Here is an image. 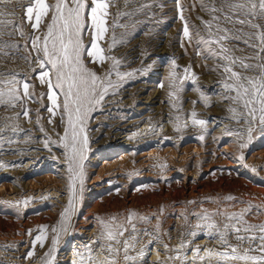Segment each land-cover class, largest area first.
I'll list each match as a JSON object with an SVG mask.
<instances>
[{
  "label": "rangeland",
  "instance_id": "1",
  "mask_svg": "<svg viewBox=\"0 0 264 264\" xmlns=\"http://www.w3.org/2000/svg\"><path fill=\"white\" fill-rule=\"evenodd\" d=\"M27 3L0 6V12H14L7 19L24 23L26 33L10 37L6 33L12 27L0 25L5 33L0 71L19 74L15 79L26 74L39 100L26 102L28 117L20 114V106H0V264H217L215 257L200 256L207 257L208 249L229 250L225 239L242 244L238 251L255 247L238 241L232 226L264 225V133L254 129L249 139L241 104L227 98L236 93L224 86L233 83L224 66L257 75L239 65L264 62L260 10L240 14L250 22L241 25L223 18L231 12L236 20V9L225 5L213 11L223 0L110 3L109 33L101 45L119 63L107 59L98 65L88 57L84 62L101 77L111 70L114 87L88 112L83 133L88 144H77L70 171L67 117L62 121L61 110L52 109L49 89L37 78L39 67L29 55L33 50L25 47L30 36L46 33L49 20L34 31L22 21ZM185 26L191 39L183 33ZM220 36L227 39L217 42ZM113 37L115 46L108 52ZM8 87L0 83V90ZM192 112L206 123L193 125ZM122 229L127 231L116 235ZM125 240L134 259H125ZM225 264L245 262L226 258Z\"/></svg>",
  "mask_w": 264,
  "mask_h": 264
},
{
  "label": "snow or ice",
  "instance_id": "2",
  "mask_svg": "<svg viewBox=\"0 0 264 264\" xmlns=\"http://www.w3.org/2000/svg\"><path fill=\"white\" fill-rule=\"evenodd\" d=\"M16 2L17 0H0V6L7 7V5ZM114 2L115 0H28V3L24 5L22 21L31 24L34 31L40 29L43 20H49V23L45 25L46 33L42 36H30L29 43L25 47H31L33 50L29 55L34 57L39 67V71L36 73L37 78L41 84L46 85L49 89L50 95H48V99L51 101L52 109L61 110L62 121L65 119V115L67 117L68 131L65 133L66 143L64 147L71 149L67 157L70 171L77 151V144H88L87 135H83L84 122L89 119L88 112L92 111L96 105L105 99V96L108 94V88L114 87L110 79L112 75L111 70L107 71L101 77L95 71L88 69L84 62L85 57H88L91 63L98 65H103L107 59H113L114 65L119 63L114 57L106 56V49L101 45V41L109 33L110 25L108 18L111 15L109 12V4ZM225 5L229 9L237 10L238 18L236 20L232 19L231 12L223 17L228 22L239 23L241 25L249 24L250 22L248 20L240 19L239 15H257V8L260 10L258 15L264 19V0H258V3L256 0H247V4H234L231 0H223L221 8L214 7L213 11H221ZM10 15H14V12H0V17H5L4 19H0V25H10L13 29L12 32L6 34L10 37L14 35L25 36L26 33L22 30L24 23L7 19ZM181 19H183V16H181ZM214 19L218 18L214 17ZM115 26V24L111 25V27ZM250 26L254 29L261 27L259 24H251ZM218 31L226 32L228 29H218ZM183 33L191 39L187 26L183 29ZM4 35L5 33H0V43H3ZM88 35L91 38L89 43L85 45L84 39ZM224 39H227V37L220 36L217 42H221ZM260 40L264 44V32H261ZM243 43L248 44V41L244 40ZM114 46L115 39L113 37L112 45L107 51L111 52ZM249 46L254 47V45ZM16 47H19V45H16ZM260 51L264 52V47H261ZM4 55H7V53H4ZM24 59H29V57L25 56ZM239 66L245 70H257V75H244L240 72L233 71L231 66L225 65L224 71L229 74V79L233 83L225 84L224 86L229 91L234 90L236 93V95L227 98L241 104L243 108L241 120L248 125L246 131L250 139L254 129L258 128L261 133H264V62L256 65L241 62ZM116 74L122 75L118 72ZM5 75L13 76V79L7 81L0 79V83H6L9 86L7 91L0 90V106H20L22 110L20 114L28 117L29 110L26 107V102L29 100L39 102L36 93L30 91V89L35 88V85L31 83L26 74H24L22 79H15V76L19 74L0 71V77ZM123 75L131 74L125 73ZM52 109L49 110L51 111ZM190 115L193 125H204L206 123L202 119H197L196 112H192ZM185 126L187 125L185 124ZM200 139H203V137H200ZM245 146L246 144H241V148ZM240 159H244L243 155ZM79 178L82 184V172ZM201 218L207 219L206 216ZM234 218L238 221L242 216L229 217V219ZM206 227L212 226L207 225ZM254 230H258L260 235H240L242 231L253 232ZM124 231H127V229L120 230L116 235L122 236ZM135 231V226H133L132 232L135 233ZM190 234L196 235L197 233L193 232ZM232 234L236 236L238 241L254 243L255 247L238 251V249L243 247L242 244L233 246L228 244L225 239V245L229 250L213 252L208 249L206 250L207 257L200 256V259L204 260L207 258L211 260L215 257L217 264H225L226 258L234 262H245V264H264V243H260L264 241V225H248L243 229L233 225ZM108 235L109 239H115L113 233L109 232ZM221 238L224 239V236L222 235ZM36 239L40 240L41 237L38 236ZM85 247L90 254L91 248L87 245ZM112 250L111 246L106 249L110 253ZM123 250L125 252V259H134V257L127 255V240L124 241ZM115 251L119 252L120 249H115ZM195 251L199 254L201 250L197 248ZM31 254L30 251L28 255ZM141 255H144V253H141ZM81 256L83 258V254Z\"/></svg>",
  "mask_w": 264,
  "mask_h": 264
},
{
  "label": "bare ground",
  "instance_id": "3",
  "mask_svg": "<svg viewBox=\"0 0 264 264\" xmlns=\"http://www.w3.org/2000/svg\"><path fill=\"white\" fill-rule=\"evenodd\" d=\"M161 155V154H160ZM160 158V157H159ZM164 158V157H163ZM168 180V179H167ZM169 180H172V179H169ZM170 183H172V181H169ZM171 188V187H170ZM174 188V187H173ZM124 194V193H123ZM123 196H125V195H123ZM128 196V195H127ZM120 198V197H119ZM122 198V197H121ZM124 201V200H123ZM160 202V201H159ZM162 202V201H161ZM151 203V202H150ZM153 203H154V201H153ZM158 203V202H157ZM149 204V203H148ZM147 204V205H148ZM156 204V203H155ZM160 203H158V205H159ZM140 205H142V204H140ZM142 207H145V205L144 206H142ZM149 207H151V206H149ZM155 208H156V206H154ZM158 207V206H157ZM125 208V207H124ZM152 208V207H151ZM159 208V207H158ZM157 208V209H158ZM114 209V208H113ZM118 209V208H117ZM142 209V208H141ZM120 210H122V208L120 209ZM125 210V209H124ZM149 210V209H148ZM147 210V211H148ZM113 211V210H112ZM114 212V211H113ZM121 212V211H120ZM153 212V211H152ZM116 213H118V210H117V212ZM154 213V212H153ZM156 213V212H155ZM145 214V213H144ZM167 214V213H166ZM169 215V214H168ZM157 216V215H156ZM137 217V216H136ZM135 217V218H136ZM164 217H167V216H164ZM167 219H168V217H167ZM167 219H166V221H167ZM141 221H143V220H141ZM147 221V220H146ZM163 221H164V219H163ZM162 222V221H161ZM142 223V222H141ZM162 223H164V222H162ZM166 223V222H165ZM63 245V244H62ZM143 252V251H142ZM81 257V256H80Z\"/></svg>",
  "mask_w": 264,
  "mask_h": 264
}]
</instances>
